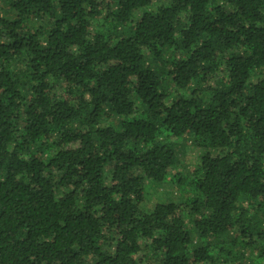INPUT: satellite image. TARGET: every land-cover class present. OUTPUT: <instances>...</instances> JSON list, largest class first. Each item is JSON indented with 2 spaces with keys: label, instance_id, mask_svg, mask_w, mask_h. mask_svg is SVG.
Returning a JSON list of instances; mask_svg holds the SVG:
<instances>
[{
  "label": "trees",
  "instance_id": "trees-1",
  "mask_svg": "<svg viewBox=\"0 0 264 264\" xmlns=\"http://www.w3.org/2000/svg\"><path fill=\"white\" fill-rule=\"evenodd\" d=\"M162 1L0 0V264H264V0Z\"/></svg>",
  "mask_w": 264,
  "mask_h": 264
},
{
  "label": "rangeland",
  "instance_id": "rangeland-1",
  "mask_svg": "<svg viewBox=\"0 0 264 264\" xmlns=\"http://www.w3.org/2000/svg\"><path fill=\"white\" fill-rule=\"evenodd\" d=\"M162 2V0H154V7ZM4 7H6V4H4ZM150 9L153 10L155 8ZM93 30H95V28ZM108 123V120L102 121V125ZM177 145L181 147L179 153L180 166L175 170L169 171L163 182H148L145 189V200L141 204L143 209L148 210L154 207L157 203L188 200L193 195L192 189L189 185L190 172L194 171L196 166L200 163L202 155L210 149L205 146L199 147L196 143V139L192 136L180 137L176 143V146ZM188 224L191 225L189 221ZM191 235L193 247L203 242L196 232L192 231Z\"/></svg>",
  "mask_w": 264,
  "mask_h": 264
}]
</instances>
